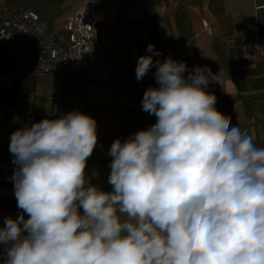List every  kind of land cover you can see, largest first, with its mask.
Returning <instances> with one entry per match:
<instances>
[{
	"label": "clouds",
	"instance_id": "clouds-1",
	"mask_svg": "<svg viewBox=\"0 0 264 264\" xmlns=\"http://www.w3.org/2000/svg\"><path fill=\"white\" fill-rule=\"evenodd\" d=\"M147 52L135 74L156 68L141 105L157 119L112 142L111 191L86 175L98 142L90 115L12 133L22 211L0 227L2 264H264V148L216 108L209 67Z\"/></svg>",
	"mask_w": 264,
	"mask_h": 264
},
{
	"label": "crops",
	"instance_id": "crops-1",
	"mask_svg": "<svg viewBox=\"0 0 264 264\" xmlns=\"http://www.w3.org/2000/svg\"><path fill=\"white\" fill-rule=\"evenodd\" d=\"M0 2L22 3L49 25L61 19L64 23L81 0H34L31 5L28 0ZM263 5V0H95L102 44L99 57L114 69L109 81L102 82L91 71L56 77L0 76V227L5 217L16 218L22 211L11 179L16 166L9 144L12 133L23 125L71 111L95 118L98 142L85 171L93 185L112 190L108 183L112 142L127 139L157 119L142 111L141 105L145 91L158 86L156 68L139 81L135 74L139 57L148 55L149 44L161 53L154 59L171 57L189 69L207 66L216 73L220 82L208 87L217 98L216 108L231 117V126L264 148ZM256 34L259 49L250 44ZM3 251L0 245V254Z\"/></svg>",
	"mask_w": 264,
	"mask_h": 264
},
{
	"label": "built area",
	"instance_id": "built-area-1",
	"mask_svg": "<svg viewBox=\"0 0 264 264\" xmlns=\"http://www.w3.org/2000/svg\"><path fill=\"white\" fill-rule=\"evenodd\" d=\"M99 26L95 0H81L62 24V30L50 27L37 11L22 3L0 2V76L56 77L91 71L102 82L109 81L114 69L99 57ZM250 44L260 48L257 34Z\"/></svg>",
	"mask_w": 264,
	"mask_h": 264
},
{
	"label": "rangeland",
	"instance_id": "rangeland-1",
	"mask_svg": "<svg viewBox=\"0 0 264 264\" xmlns=\"http://www.w3.org/2000/svg\"><path fill=\"white\" fill-rule=\"evenodd\" d=\"M32 1L34 2V0H28V2H30L29 3V5H31L32 4ZM58 23H49V25L50 26H52V27H54V28H59V29H61L62 30V27H61V25L63 24V19H61L60 21H57ZM58 26H60V27H58Z\"/></svg>",
	"mask_w": 264,
	"mask_h": 264
}]
</instances>
